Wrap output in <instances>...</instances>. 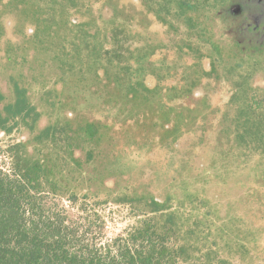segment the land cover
<instances>
[{
  "label": "trees",
  "instance_id": "trees-1",
  "mask_svg": "<svg viewBox=\"0 0 264 264\" xmlns=\"http://www.w3.org/2000/svg\"><path fill=\"white\" fill-rule=\"evenodd\" d=\"M223 2L0 0V264H264V93L208 35ZM8 14L13 37L34 26L21 45ZM44 73L56 78L35 97L25 77ZM217 83L233 94L214 122ZM102 142L119 183L87 169ZM57 198L92 224L109 205L130 221L90 238Z\"/></svg>",
  "mask_w": 264,
  "mask_h": 264
},
{
  "label": "flooded vegetation",
  "instance_id": "flooded-vegetation-1",
  "mask_svg": "<svg viewBox=\"0 0 264 264\" xmlns=\"http://www.w3.org/2000/svg\"><path fill=\"white\" fill-rule=\"evenodd\" d=\"M206 14L208 18L206 22L208 35L212 34V38L219 42L220 47L229 49L231 51L230 54H235L236 61L241 63L242 66L253 64L256 67V73L252 76V79H250V85L257 89V91L264 93V0H224L222 5L209 8ZM8 16L12 18L4 17L2 19L5 33L8 38L9 36L12 38L11 41H13V43L21 45L22 41L24 42L26 38L32 36L34 26L31 23L26 25L23 24V26L19 25L13 37L11 28L16 24V18L9 14ZM72 18L76 21V17L72 16ZM150 27L153 29H161V25L155 22H153ZM248 55H251V58H249ZM44 75L46 76H43L40 80L33 78L31 75L25 77V79L30 82V87L35 93V97L41 95L39 92L41 89L50 88L53 80L56 78L54 74L44 73ZM2 79L3 77L0 79L1 89L3 92L7 93L6 85H4ZM221 91L224 92L223 98L221 100H214L212 98L213 95L215 96V94ZM200 93L202 92L200 91ZM71 94L72 92L65 89L62 96L65 98H77L79 109L83 108L85 106V100L87 99L86 95L84 93H78L73 97ZM232 94L233 91L230 89V86L224 85L223 83H217L215 87L207 91V99L211 102L210 104L218 106V109L221 107V110L215 115L214 122L223 114V104L229 101ZM79 99L81 101H79ZM198 132L199 131L195 128L193 133H190L189 142L185 138V143L189 145L193 140H196ZM154 151H158L157 155L160 152L158 148H155ZM149 155L155 156V153L152 152ZM157 155L155 157H157ZM219 171L220 170L210 173V178H212V182L215 184L218 183V185L226 186L227 188L231 180L223 182L220 180L221 178L215 179V175L218 174ZM231 182H233L234 187L237 186L235 184H240V182L237 181Z\"/></svg>",
  "mask_w": 264,
  "mask_h": 264
},
{
  "label": "rangeland",
  "instance_id": "rangeland-1",
  "mask_svg": "<svg viewBox=\"0 0 264 264\" xmlns=\"http://www.w3.org/2000/svg\"><path fill=\"white\" fill-rule=\"evenodd\" d=\"M223 95L224 92L221 91L215 94V96L213 95L212 98L214 100H218V99L221 100L223 98ZM79 101L81 100L79 99ZM102 150L108 151V147L105 142H102L101 145L97 146V148L95 149V154H97L95 161L89 164L87 166V169L95 174L99 173L98 171H101L104 177H106V179L110 180L112 183L115 182L119 183L121 180L120 174L124 171V167L123 166L116 167L109 162L110 160L104 161L105 157L103 156ZM78 151L79 154H77V157L84 159V151L80 149H78ZM106 155L107 158L110 157L109 152H107ZM199 161L203 162V160H199ZM0 166L2 168H8L9 166L8 158H6L1 152V147H0ZM227 188L229 193H231V189H233L234 193H238L241 191L242 186L239 185V186H235L234 188L233 187H227ZM57 200L63 206L69 209L68 213L70 214L71 218L75 221V224L80 226L81 230H87L88 232L86 233V235L90 238L96 237L99 238L100 240L112 238L113 236L118 234L123 229V227L130 221L129 218L126 216L125 211L122 210V208L109 205L106 207L98 208L99 213L103 217V223L97 221L96 223L92 224L91 223L92 218L90 216L86 217L87 216L86 214L79 213L74 208H70L69 201H67L65 198H60V199L57 198Z\"/></svg>",
  "mask_w": 264,
  "mask_h": 264
}]
</instances>
